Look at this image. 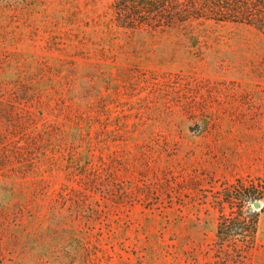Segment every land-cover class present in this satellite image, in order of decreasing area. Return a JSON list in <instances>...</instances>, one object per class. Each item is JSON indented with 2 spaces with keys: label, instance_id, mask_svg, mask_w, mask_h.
Returning a JSON list of instances; mask_svg holds the SVG:
<instances>
[{
  "label": "rangeland",
  "instance_id": "374dc122",
  "mask_svg": "<svg viewBox=\"0 0 264 264\" xmlns=\"http://www.w3.org/2000/svg\"><path fill=\"white\" fill-rule=\"evenodd\" d=\"M127 6L0 0V264H264L213 199L264 181V33Z\"/></svg>",
  "mask_w": 264,
  "mask_h": 264
},
{
  "label": "trees",
  "instance_id": "16d2710c",
  "mask_svg": "<svg viewBox=\"0 0 264 264\" xmlns=\"http://www.w3.org/2000/svg\"><path fill=\"white\" fill-rule=\"evenodd\" d=\"M117 21L122 26L150 22L171 26L192 20H212L254 26L264 33V0H127ZM169 4L173 7H169ZM213 195L219 211L217 244L231 248L238 257L256 247L261 213L254 207L264 201V181L237 179Z\"/></svg>",
  "mask_w": 264,
  "mask_h": 264
},
{
  "label": "water",
  "instance_id": "95a60500",
  "mask_svg": "<svg viewBox=\"0 0 264 264\" xmlns=\"http://www.w3.org/2000/svg\"><path fill=\"white\" fill-rule=\"evenodd\" d=\"M254 207H255L256 209H260V208L262 207V203H261V201H257V202H255V203H254Z\"/></svg>",
  "mask_w": 264,
  "mask_h": 264
}]
</instances>
